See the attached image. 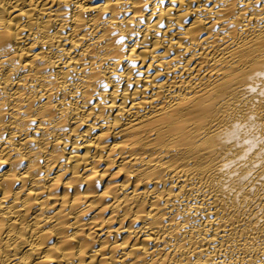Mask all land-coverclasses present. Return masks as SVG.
Returning <instances> with one entry per match:
<instances>
[{
  "label": "bare ground",
  "instance_id": "1",
  "mask_svg": "<svg viewBox=\"0 0 264 264\" xmlns=\"http://www.w3.org/2000/svg\"><path fill=\"white\" fill-rule=\"evenodd\" d=\"M0 264H264V0H0Z\"/></svg>",
  "mask_w": 264,
  "mask_h": 264
}]
</instances>
